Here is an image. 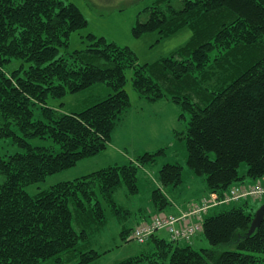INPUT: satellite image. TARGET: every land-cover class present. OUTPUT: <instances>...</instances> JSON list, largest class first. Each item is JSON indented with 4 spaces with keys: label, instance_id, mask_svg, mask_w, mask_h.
<instances>
[{
    "label": "trees",
    "instance_id": "1",
    "mask_svg": "<svg viewBox=\"0 0 264 264\" xmlns=\"http://www.w3.org/2000/svg\"><path fill=\"white\" fill-rule=\"evenodd\" d=\"M147 1L148 18L137 22L136 36L158 32L161 40L201 26L213 36L202 42L194 38L183 53L142 65L129 47L95 34L87 36L86 49L69 51L72 35L89 27L69 0H0V142L11 140L25 150L0 155V264H92L101 256L82 250L90 235L86 225L104 223L107 207L118 215L125 212L114 200L115 192L125 186L130 195L139 194L140 169L166 155V149L60 182L36 196L25 188L106 151L117 122L132 107L128 70L134 71L141 97L168 99L190 115L186 131L176 135L186 144L187 171L180 163L161 168L160 188L151 196L155 211L171 207L165 191L180 187L186 172V178L205 177L208 193L220 199L235 185L264 179V0ZM239 47L261 50L227 86L205 92L200 99L204 106L175 90L165 91V83L197 90L202 76ZM14 61L22 64L9 70ZM98 84L111 93L81 112L64 113L49 105L50 99ZM37 109L41 119H36ZM33 138L51 139L59 151L34 147ZM249 199L204 215L198 236L210 248L198 250L158 233L149 240L150 249L116 264H264V221L248 235L258 210ZM131 231L123 229V240Z\"/></svg>",
    "mask_w": 264,
    "mask_h": 264
},
{
    "label": "rangeland",
    "instance_id": "2",
    "mask_svg": "<svg viewBox=\"0 0 264 264\" xmlns=\"http://www.w3.org/2000/svg\"><path fill=\"white\" fill-rule=\"evenodd\" d=\"M69 1L78 6L89 21L88 28L79 30L72 35L69 51L86 49L90 44L87 36L95 34L98 37H105L109 42L129 47L138 56L140 64L152 66L167 57L176 55L179 51L183 53L184 48L194 42V38L202 42L206 37L213 36H209L208 28L207 31L203 30L204 28L201 29L203 26L199 27L197 32L188 27L183 28L178 33L161 40L158 32L136 36L134 34L135 25L138 21L144 22L148 18L147 13L144 12L148 6L147 0ZM177 5L180 6V3ZM260 50L258 47L247 50L241 47L231 48L223 63L212 69L210 75L202 76L203 80L196 85L197 90L195 87L193 89L185 87L179 89L169 83L164 84V89L167 93L175 90L178 94L189 97L193 102L204 106L206 102L201 103L200 99L209 95L213 90H220L227 86L233 80L232 78L236 77L242 69L247 67L260 54ZM215 57H218L217 52L213 54V59ZM219 62H221V59ZM21 64L22 61H14L9 70H14L20 67ZM126 76V90L132 102L131 112L130 109L126 111L117 122L112 133V141L106 151L101 155L82 160L68 170L51 175L44 181L25 188L27 193L36 196L60 182L72 181L110 166L123 165L131 161L136 162L139 156L147 152L155 153L161 149H166V155L159 157L155 163L140 169L139 194L130 195L125 186L120 187L115 192L114 200L125 212L118 215L107 207L104 223L86 225L90 235L88 241L83 244L82 250H96L101 254L92 264H116L150 249L148 243L145 245L135 243L132 239V231L123 240L121 232L125 227L133 230L140 223L150 220L153 216L160 214L177 215L175 206H185V209H191L202 203L204 197L209 200L212 198L207 191L206 178L196 176H194L195 180L192 179V176L186 178L188 173L186 172L185 181L180 187L176 189L169 187L165 191L172 203L171 207H168L165 212L155 211L156 207H152V192L160 188L159 172L161 168L167 163H180L187 171L185 161L186 144L185 141L177 140L176 135L186 131L190 115L184 112L180 105L170 102L168 99L152 102L141 97L133 84L134 71L128 70ZM205 92H208V94L205 95ZM110 93L111 89L109 87L98 84L81 93L69 94L60 100L50 99L49 105L64 113H78L100 102ZM184 114L185 118L183 119L181 115ZM41 118V111L37 109L36 119ZM29 142L34 147H54L57 152L59 151V146L51 139L33 138ZM24 151L11 140L0 142L1 156ZM259 185L262 184H253V186ZM234 187L240 188L239 185ZM219 200L221 199L219 198ZM243 200L246 199L218 205L216 207L219 208L216 209V212L229 209L241 202L244 204ZM251 204H255L253 207L257 210L264 204V197L261 199L253 198ZM127 211L130 213L129 215L126 213ZM167 235L165 231L158 234L160 237H166ZM191 245H194V248L198 250L211 247L203 235L197 237Z\"/></svg>",
    "mask_w": 264,
    "mask_h": 264
},
{
    "label": "built area",
    "instance_id": "3",
    "mask_svg": "<svg viewBox=\"0 0 264 264\" xmlns=\"http://www.w3.org/2000/svg\"><path fill=\"white\" fill-rule=\"evenodd\" d=\"M210 196V200L204 198L201 205L191 212L181 215L160 214L143 221L134 229L132 239L139 245H145L154 235L165 231L175 241L192 243L203 232V217L213 206L240 201L243 198L261 199L264 197V186H251L248 189L232 187L226 198L221 200L216 194ZM213 201L215 202L212 204Z\"/></svg>",
    "mask_w": 264,
    "mask_h": 264
},
{
    "label": "water",
    "instance_id": "4",
    "mask_svg": "<svg viewBox=\"0 0 264 264\" xmlns=\"http://www.w3.org/2000/svg\"><path fill=\"white\" fill-rule=\"evenodd\" d=\"M263 221H264V204H262L256 211L255 218L248 232V235L251 236L256 231V229L261 226Z\"/></svg>",
    "mask_w": 264,
    "mask_h": 264
},
{
    "label": "crops",
    "instance_id": "5",
    "mask_svg": "<svg viewBox=\"0 0 264 264\" xmlns=\"http://www.w3.org/2000/svg\"><path fill=\"white\" fill-rule=\"evenodd\" d=\"M130 112H131V109H130ZM190 178V177H189ZM192 179H194L195 180V177H193L192 176ZM253 184H257L256 182H254V181H251V180H248V181H246L244 184H241V185H239L240 187H243V188H246V187H249V186H251V185H253ZM258 184H262V185H264V179H262L261 181H259L258 182ZM249 200H253V199H249ZM176 207V212L179 214V213H181V212H184V211H186L187 209H185L186 207L185 206H183V207H181V206H175ZM189 209V208H188ZM168 236V235H167ZM199 237V236H198ZM196 240V239H195ZM194 240V241H195ZM193 241V242H194ZM194 246V245H193Z\"/></svg>",
    "mask_w": 264,
    "mask_h": 264
}]
</instances>
